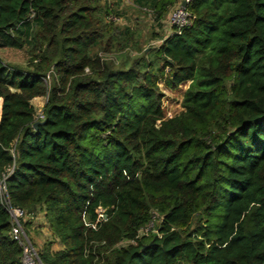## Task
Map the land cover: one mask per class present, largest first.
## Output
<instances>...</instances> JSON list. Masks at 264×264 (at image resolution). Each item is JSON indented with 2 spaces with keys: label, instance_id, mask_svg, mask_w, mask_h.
Listing matches in <instances>:
<instances>
[{
  "label": "trees",
  "instance_id": "16d2710c",
  "mask_svg": "<svg viewBox=\"0 0 264 264\" xmlns=\"http://www.w3.org/2000/svg\"><path fill=\"white\" fill-rule=\"evenodd\" d=\"M175 2L134 0L158 23ZM187 9L153 59L116 67L94 52L115 35L99 0H0V49L34 52L26 69L0 58V177L64 246L44 264H99V244L106 264H264V0ZM187 82L165 120L160 85ZM0 264H23L1 197Z\"/></svg>",
  "mask_w": 264,
  "mask_h": 264
},
{
  "label": "rangeland",
  "instance_id": "374dc122",
  "mask_svg": "<svg viewBox=\"0 0 264 264\" xmlns=\"http://www.w3.org/2000/svg\"><path fill=\"white\" fill-rule=\"evenodd\" d=\"M128 6L129 7H126L127 13H124V11L118 14L110 12V15L120 18V22L115 23L112 29L115 32V35L113 36L114 40H112V47L109 48L104 44L109 38L106 37L102 46L94 51L98 53L105 62L113 63L116 67H119L122 64L131 65L136 59L145 56H149L147 60L150 61L153 59L155 48L162 43L161 39L164 36L171 34L173 31L170 25L165 24V27H162L160 23H157L153 14L150 15L148 11L140 8L135 3L129 4ZM33 53L32 45H27L23 49L5 48L0 49V58L8 66L26 69L29 68ZM51 83L52 77H50L49 74L47 85L50 86ZM190 84L191 82L184 83L175 90L166 88L163 83L160 85L161 92L164 94L163 109L165 113V120L179 116L186 111L183 106V101ZM46 103L47 98L42 97L41 105L36 106L38 114L44 110ZM42 213H45L43 209L39 211L37 215H41L42 217ZM158 222L159 218L155 215L153 224L156 225ZM196 223L197 218H194L192 226H195ZM32 225L33 224H31L30 227H32ZM40 228L42 229L41 226ZM36 230L37 229L34 230L30 228L31 233H29V235L32 236ZM41 234L43 233L41 232ZM55 239L56 237L53 234L52 236H48V238L47 236H44V242H42L43 244H41V247L36 246L39 249H43L46 243H52V249ZM121 244L125 245L126 242L120 243L119 245ZM119 245H117V247ZM98 246L101 254L98 256L96 262L99 264H106L107 258L110 256L112 249L115 247L109 248L106 247L105 244H99Z\"/></svg>",
  "mask_w": 264,
  "mask_h": 264
},
{
  "label": "built area",
  "instance_id": "2783aa9c",
  "mask_svg": "<svg viewBox=\"0 0 264 264\" xmlns=\"http://www.w3.org/2000/svg\"><path fill=\"white\" fill-rule=\"evenodd\" d=\"M193 0H183L171 13L169 24L173 28L177 30H181L184 27L189 26L192 23V15L187 9V6ZM128 4H134V0H126ZM186 3V6L184 5ZM152 14L149 9H144ZM108 20L113 21L115 23L120 22V18L117 16L111 15L108 17ZM44 120V113L43 111L36 112V121ZM11 172L3 173L0 177V197L4 208L7 210L9 217H10V224H11V235L12 238L20 245L22 248V262L23 264H44L41 257L39 248L34 243L32 237L27 234L24 223L28 220L27 213L20 209L16 208L12 205L8 192H7V185L6 180ZM104 211H99V219L106 220V215L103 214ZM155 217V216H154ZM155 224L153 222L144 230L142 233L149 232L153 229ZM127 243V242H126Z\"/></svg>",
  "mask_w": 264,
  "mask_h": 264
},
{
  "label": "crops",
  "instance_id": "0c3cea01",
  "mask_svg": "<svg viewBox=\"0 0 264 264\" xmlns=\"http://www.w3.org/2000/svg\"><path fill=\"white\" fill-rule=\"evenodd\" d=\"M100 4L105 8L108 9L109 12H113V14L115 13H122L124 11V13H127V8L129 7L128 3L126 2V0H99ZM183 2V0H176L175 4L170 7L168 13L164 16V18L159 22L161 24V26L163 27L165 24L166 25H170L169 24V19H170V15L172 13V11L181 3ZM158 23V22H157ZM165 27V26H164ZM170 35V34H168ZM168 35L164 36L167 37ZM163 37V38H164ZM163 38L161 39L163 41ZM41 99L40 98H35L32 103L35 106H39L41 105ZM43 107V106H42ZM42 217L41 215H37L35 218H28L31 219V223L33 224L31 229H37L33 234H32V239L34 241V243L41 247V244H43V238L44 236H52V232H50V227L49 224L47 223L46 217H45V213H42ZM48 224V227H47ZM40 226L42 227V229L40 228ZM39 231V232H38ZM48 231V232H47ZM38 232V233H37ZM41 232L43 234H41ZM64 249V246L60 243L59 239L56 238L54 241V244L52 246V252H58Z\"/></svg>",
  "mask_w": 264,
  "mask_h": 264
},
{
  "label": "water",
  "instance_id": "95a60500",
  "mask_svg": "<svg viewBox=\"0 0 264 264\" xmlns=\"http://www.w3.org/2000/svg\"><path fill=\"white\" fill-rule=\"evenodd\" d=\"M184 5L186 6V3L184 2ZM40 124H44V122H39L37 121L35 124H34V128H36L38 125Z\"/></svg>",
  "mask_w": 264,
  "mask_h": 264
}]
</instances>
